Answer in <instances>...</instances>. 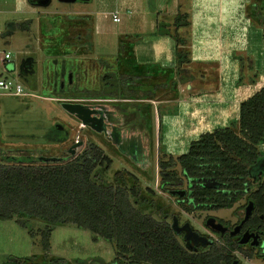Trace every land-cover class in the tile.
<instances>
[{
    "label": "rangeland",
    "instance_id": "374dc122",
    "mask_svg": "<svg viewBox=\"0 0 264 264\" xmlns=\"http://www.w3.org/2000/svg\"><path fill=\"white\" fill-rule=\"evenodd\" d=\"M136 1L137 6L135 3L131 6L123 5L120 0H51L49 5L43 6L32 4L29 0H0V50L10 52L12 56L6 62V69L10 71L1 66L0 76L5 74L15 78L26 92L24 95L0 94V159L4 157L9 160V157H13L37 163L68 160L82 153L89 143H96L113 159L109 167L101 165L96 168L97 180L130 187L136 185L140 188V194L134 202L142 211L170 222L172 215H176L181 223L189 222L199 231L208 233L204 224L207 215L234 222L243 211L246 197L240 199L233 208L189 213L181 208L177 195L163 192L159 188L158 160L168 152L169 141H165L164 129L158 124L156 111L161 114L165 109L164 101L168 97L176 98L187 73H196L198 68L202 71L200 64H184L181 68L187 67L189 70L183 74L184 69L179 68L175 59L169 64L173 72L171 77L158 73L157 77H144V84L139 87L137 82L124 86L121 80L124 69L117 57L120 35L113 36V32L124 21L113 22L109 15L111 10L106 13L107 17L103 16L106 33L102 35L107 53L103 54V50L97 48L98 52H102L98 53L95 49L94 13L118 7L124 17L127 14L125 10L132 8L133 15L139 17L138 13L142 9L150 6L153 8L156 3V0ZM190 5L191 0H179L178 11ZM83 15L90 18L83 19ZM175 15L161 18L162 26H172L167 31L174 30ZM87 32L92 34L91 44ZM193 33L190 26L180 32L186 39L184 47L190 57L193 52L198 53L199 49L208 48L212 51L214 48H225V52L231 53V61L226 64L233 66L231 72L235 76L232 79H239L243 83L255 80L259 81L258 85L264 86V40L261 39L264 37V29L255 27V30H248L247 34L239 30L238 44L228 47L195 46ZM199 41L205 40L200 38ZM101 58L108 59L112 65H103ZM208 63H204L207 70L209 64L213 65ZM126 65L131 66L130 63ZM208 75H211L210 79L214 77L213 72ZM142 87L151 89L152 98H143L145 90ZM133 90L134 94L130 95ZM62 100L100 103L109 107L118 117V125L123 133L142 137L145 149L143 154L147 162L143 156H139V161H132L122 152H116L118 147L109 137L82 123L64 108ZM121 106H125L126 111L138 112L130 124ZM228 126L238 130L234 122ZM186 151L184 149L182 153ZM175 169L177 174L182 175L179 165ZM180 188H187L185 179ZM27 222L28 225L24 227L16 218L0 220V264H4L11 255H36V259L28 264H42L45 251L38 229L44 226V222L38 218H31ZM30 230H37V233L31 235ZM179 238L182 240V236ZM50 240V254L65 257L70 264H116L112 262L115 254L112 244L105 239L94 240L88 229L74 224H57ZM236 255L239 264H264L262 258H247L240 251H236ZM95 257H101L104 262L95 260ZM77 258L85 262L77 263Z\"/></svg>",
    "mask_w": 264,
    "mask_h": 264
},
{
    "label": "trees",
    "instance_id": "16d2710c",
    "mask_svg": "<svg viewBox=\"0 0 264 264\" xmlns=\"http://www.w3.org/2000/svg\"><path fill=\"white\" fill-rule=\"evenodd\" d=\"M81 18L88 20L90 16ZM173 25L174 30L167 34L175 39V59L182 70L191 57L179 28L191 25L189 14L178 11ZM163 27L159 23L156 33H162ZM86 36L91 44L92 34L87 32ZM132 39L130 35L119 37L117 57L124 69L121 79L124 86L137 82L139 87L144 84V77H157L158 73L171 77V67L136 62ZM100 60L105 66L112 65L106 58ZM129 63L131 66L127 67ZM142 88L143 98H152L151 89ZM131 92L133 95L135 91ZM120 108L126 112L128 124L137 117V111ZM235 123L238 130L233 126L218 127L192 140L185 153L175 156L166 152L160 156L159 188L173 195L171 191L181 189L185 179L187 194L178 196V202L189 213L232 208L246 197L254 202L246 226L256 228L258 224L264 225V218L260 217L264 214V172L261 173L260 165L264 152L259 148L264 143V86L241 102ZM136 137L142 141L140 136ZM9 158L0 159V220L16 218L24 227L31 218L44 222L38 229L45 251L42 264H70L67 258L50 254V238L57 224H74L90 230L94 240L110 242L115 251L112 262L116 264H232L237 250L247 258L264 260L262 253L255 248L244 250L232 236L224 238L223 243L214 241L197 249L190 247L179 238L172 222L146 213L135 204L139 187L96 179V168L109 167L113 162L96 143H89L82 153L68 160L37 163ZM178 165L182 175L176 172ZM203 178H213L219 186L205 187ZM36 233L37 230H30L31 235ZM36 257L11 255L4 264H28ZM95 260L104 262L101 257ZM75 261L85 262L79 258Z\"/></svg>",
    "mask_w": 264,
    "mask_h": 264
},
{
    "label": "crops",
    "instance_id": "0c3cea01",
    "mask_svg": "<svg viewBox=\"0 0 264 264\" xmlns=\"http://www.w3.org/2000/svg\"><path fill=\"white\" fill-rule=\"evenodd\" d=\"M120 1L123 5L131 6L135 3L137 6L136 0ZM155 2L153 8L150 6L142 9L138 13L139 17L133 15L132 8H128L132 13H127L124 17L122 15L124 24L112 32L113 36L133 37L134 55L139 64H159L169 67V64L175 61V39L167 34V29L172 26L169 24V27L168 25L163 27L164 34H158L156 31L162 17H173L178 12L179 0H169V3L167 0ZM138 6L144 7L139 4ZM185 7H182V11L190 15V27L194 31L193 45L201 48L211 45L236 46L239 30L247 34L248 30H255V27L264 29V0H191V5ZM112 9L94 13L95 49L97 52V48L102 49L103 54L107 53L104 50L106 41L103 35L106 32L103 27V16L107 17L106 13ZM255 22L257 24L254 26ZM185 28L180 27L179 32ZM200 38L205 41L200 42ZM263 38L261 39L264 40ZM228 61H231V53L225 52V48H214L212 51L205 48L199 49L198 53L193 52L191 62L200 64L202 71L198 68L196 73L193 71L186 74L189 70L186 67L183 70V74L186 75L184 82L179 86L178 95L173 99L168 97L164 101L165 109L162 111V116L155 107L158 112L156 113L158 124L164 129L165 141H169L168 153L178 155L184 149L188 150L190 142L197 139L200 134L237 121L241 102L262 87L258 85L259 81L251 80L243 83L239 79H232L235 75L231 72L233 66L226 64ZM208 62L213 65L209 66ZM204 63L209 64V71L204 67ZM209 72L214 74L212 79L209 78L211 75L207 76ZM259 148L264 152V143L259 145ZM116 152L122 154L119 149Z\"/></svg>",
    "mask_w": 264,
    "mask_h": 264
},
{
    "label": "water",
    "instance_id": "95a60500",
    "mask_svg": "<svg viewBox=\"0 0 264 264\" xmlns=\"http://www.w3.org/2000/svg\"><path fill=\"white\" fill-rule=\"evenodd\" d=\"M32 4L35 5H49L51 0H29ZM65 1H72V0H65ZM85 1V0H83ZM63 106L65 109H67L69 112L72 114L77 115L84 124H87L91 126L93 129H95L98 132H105L106 136L109 137L118 147V149L124 153L125 155L129 156L133 161H139L138 154L135 153L137 149L140 151L143 149L142 145H138L137 139L135 142L133 141L132 138L124 140V143L120 140L122 137L119 134V136L114 135V133H111L107 130L104 121L108 119V112H105L103 108L99 109H92L90 105L88 104H83L82 102H76V101H71V100H62ZM94 114V115H91ZM97 114H100V116H97ZM136 143V144H135ZM140 156V153H139ZM260 165L263 167L261 170V173L264 172V160L260 162ZM202 184L205 187H218L219 183L214 180L213 178H203ZM171 193L173 195H179L183 196L186 193L185 189H177V190H172ZM254 210V202L252 200L249 201L247 206L245 207V216L241 223L231 231V234H237L239 232L240 227L242 224L249 219L251 216L252 212ZM207 225L210 226L212 229L220 231L224 233L228 227L224 226L221 222H216V218L214 216H210L207 218ZM173 227L177 232H180L182 229H187L188 232L186 234L187 239H193L195 241L201 242L204 246H207L209 244L213 243V240L208 238L207 236H200L198 232L193 231L191 228L190 224L187 223L183 227L178 225V221L174 220L172 223ZM253 235V234H251ZM248 233L246 232L243 235V238L241 239V243H245L247 239ZM256 238V235H253ZM238 260H235L232 264H236Z\"/></svg>",
    "mask_w": 264,
    "mask_h": 264
},
{
    "label": "flooded vegetation",
    "instance_id": "af4514ba",
    "mask_svg": "<svg viewBox=\"0 0 264 264\" xmlns=\"http://www.w3.org/2000/svg\"><path fill=\"white\" fill-rule=\"evenodd\" d=\"M83 104H86V103H83ZM88 105H90V107L92 109L103 108V110L105 112H108V119H106L104 121V124H105V126H106V128H107V130L109 132L114 133V135H116V136H119V134L121 135L122 138L120 140L122 141V143H124V140L130 139V138H132L133 141L135 142V140L137 139L136 136H134L132 134H128V133H123L122 132L121 127L118 125V118H117V116H116V114H115V112L113 110L109 109V107H107L106 105L100 104V103L99 104L93 103V104H88ZM72 115H74L77 118H79L75 114H72ZM91 115H94V114H91ZM97 116H100V114H97ZM81 122L83 123L82 120H81ZM85 125L88 126L91 129H93L91 126H89L87 124H85ZM93 130H95V129H93ZM99 133H102L105 137H108V136H106L105 132H103V131H101ZM137 141H138V145H142V141H140L141 143L139 142L138 139H137ZM115 146H116V144H115ZM142 147H143V145H142ZM138 150L139 149H137L135 151V153L138 154V157H139V153H140V156H143L144 157V154H143L144 153V150L143 149H141L140 151H138ZM125 156H127V155H125ZM144 159L147 162V159L145 157H144ZM186 194H187V190H186L185 195H183L182 197L186 196ZM177 196H179V195H177ZM248 203H249V200L246 199V202L243 204V211H242V213L239 214V217L234 222H232L230 219H222V218H219V217H217V216L214 215V217L216 218V222H221L224 226H227L228 227V229L224 233H222L220 231H217V230H214L210 226L207 225V223H206L207 222V218L210 217L211 214L210 215H207L206 219L204 220L205 227L209 231L208 233H204V232L199 231L198 229L194 228L192 226V224H190L189 222H183V223H181L179 221V218L176 215H172V217H171L172 218V223L174 222V220H177L178 221V225L181 226V227H183L185 224L189 223L190 226H191V228L193 229V231L198 232L200 236L201 235L202 236H207L208 238L212 239L213 242L214 241H217L218 243H223L224 238H227L228 236H232L234 239H236L239 242V244L242 246V248L244 250H250L252 248H255L256 251H259L260 253H262L264 255V225L263 224H258V226L256 228L247 227L246 226V223L249 220L248 219L247 221H245L242 224V226L240 227L239 232L237 234H234V235L231 234V231L235 228V226L239 225L241 223V221L243 220V218L245 216V207L247 206ZM207 211H210V210H207ZM260 217H261V219H263L264 218V214L262 213L260 215ZM187 232H188L187 229H182L180 232H177V233L179 234V236H182L183 240H185L186 242H188L189 246L192 247V248L197 249L199 247L204 246L201 242H199V241L197 242V241L193 240L192 238L191 239H187L186 238ZM246 232L248 233V236H247V239L248 240L245 243H241V239L243 238V235ZM251 234L256 235V238L253 235H251ZM237 251H239V250H237ZM240 252H242V251H240ZM235 254H236V252H235ZM242 254H243V252H242ZM235 260H238V262L236 263V264H238L239 263V259L236 258V259H234V261Z\"/></svg>",
    "mask_w": 264,
    "mask_h": 264
},
{
    "label": "built area",
    "instance_id": "2783aa9c",
    "mask_svg": "<svg viewBox=\"0 0 264 264\" xmlns=\"http://www.w3.org/2000/svg\"><path fill=\"white\" fill-rule=\"evenodd\" d=\"M126 13L131 14L132 10L127 9L125 10ZM109 15L113 22L119 23L122 21V10L118 7L114 8L109 12ZM12 59L10 52H2L0 50V67L3 66L6 69V62L10 61ZM8 70V69H6ZM10 71V70H8ZM0 94H8V95H24L26 92H24L23 85L21 82L16 80L13 77L2 75L0 76Z\"/></svg>",
    "mask_w": 264,
    "mask_h": 264
}]
</instances>
